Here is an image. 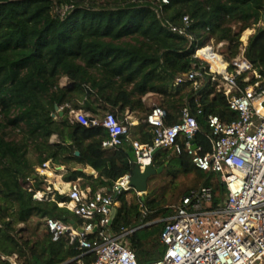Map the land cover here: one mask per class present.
I'll return each mask as SVG.
<instances>
[{
  "label": "trees",
  "instance_id": "obj_1",
  "mask_svg": "<svg viewBox=\"0 0 264 264\" xmlns=\"http://www.w3.org/2000/svg\"><path fill=\"white\" fill-rule=\"evenodd\" d=\"M260 22L264 23V0H0V252L17 254L23 264H92L95 254H84L75 246L66 249L65 240L54 241L45 228L42 236L33 234L34 240L19 238L23 230L16 228L34 218L77 220L59 206L69 200L66 195L56 192L54 200L38 201L25 187L29 178H36L40 188L43 178L36 170L47 162L67 167L70 181L87 178L84 172H72L77 165L91 166L102 179L99 185L131 173L129 156L104 148L108 131L83 126L71 118V111L84 110L94 117L114 112L126 126L127 114L136 115L141 123L132 128L133 140L151 145L155 130L146 122L151 109L144 98L160 95L167 126L177 124L183 109L190 108L200 127L194 143L201 150L198 154L206 155L212 151L206 116L231 124L239 114L211 84L183 93L169 88L178 76L190 72L197 46L227 42L226 54L234 58L242 34ZM173 28L184 30L192 44ZM246 58L264 80L263 26L249 39ZM63 78L69 81L65 87ZM180 143L181 154L175 148L160 149L152 166L178 167L184 176L194 175L199 187L213 189L214 205L223 202L225 185L216 174L196 168ZM145 207L150 214L144 218L139 196L133 202L123 197L109 227L120 234L161 220L128 237L140 263L159 259L147 250L164 247L160 233L175 212L166 198L148 199ZM89 239L96 240V235Z\"/></svg>",
  "mask_w": 264,
  "mask_h": 264
},
{
  "label": "built area",
  "instance_id": "obj_2",
  "mask_svg": "<svg viewBox=\"0 0 264 264\" xmlns=\"http://www.w3.org/2000/svg\"><path fill=\"white\" fill-rule=\"evenodd\" d=\"M184 22L188 24L189 17H185ZM172 30L187 37L192 44V38L184 30ZM248 42H241L237 55L231 59L224 53L227 42H204L195 48L193 58L196 61L190 72L178 76L172 85L186 92L211 84L217 92L224 94L229 108L239 114L238 120L231 124L215 115L206 116L212 145V151L206 155H199L201 150L194 143L200 127L189 107L183 109L177 124L167 126V110L153 106L146 119L155 130L151 145L140 144L138 139L133 141L132 125H124L114 112L102 117H94L84 110L70 113L74 121L87 128L102 126L108 131L110 140L103 143L104 148L118 151L117 146H126L125 139L129 138L142 169L152 166L157 150L175 148L181 154L180 142H183L195 167L216 174L225 185L227 195L224 201L214 205L213 189L208 186L190 190L180 199L175 214L165 220L160 233L161 243L165 246L162 258L140 263L129 247L128 237L144 225L124 229L120 234L109 228L112 210L134 190L130 186L132 174L114 183L104 180V185L95 188L76 180L70 182L66 194L69 200L59 206L67 208L77 220L71 223L58 218L42 220L43 227L51 233L54 241L64 239L66 249L75 246L84 254H95L92 264H264V80L246 58ZM215 60L225 66L226 74L215 68ZM241 84L247 86L242 88ZM117 139L119 143L114 147ZM52 167L56 169L57 166L47 162L37 168V175L43 178L40 188L36 178L26 181L25 187L33 194L34 200H51L43 186L46 181L44 173ZM142 207L145 218L150 211L143 204ZM96 226V240L91 241L90 232ZM3 262L23 264L17 254L0 252V264Z\"/></svg>",
  "mask_w": 264,
  "mask_h": 264
},
{
  "label": "rangeland",
  "instance_id": "obj_3",
  "mask_svg": "<svg viewBox=\"0 0 264 264\" xmlns=\"http://www.w3.org/2000/svg\"><path fill=\"white\" fill-rule=\"evenodd\" d=\"M260 24H261L260 26H263V22H260ZM257 27L254 29L246 30L241 36V42L242 43L248 42L247 39L257 32ZM224 53L225 55H227L226 49L224 50ZM174 89L175 88L171 86L169 88V91H172ZM186 91H189V89H187ZM161 99L162 97L160 95L154 94L153 97H150L149 101L146 102V105L150 109L155 105L160 106ZM108 112L109 111H104L103 114L105 115ZM126 120L130 125H132L135 122L141 123L140 120L136 117V115H132L131 117H126ZM51 141L56 142L57 138L53 137ZM44 174H45L44 175L45 180H48V178L50 177L53 178V176H56L57 174H59V171H56L54 167H52L50 170L46 171ZM195 180L196 179L194 178V175L184 176L183 174H181L178 167H175L174 169L167 167L166 169L163 170L162 173L157 174L149 179L148 181L149 188H148V193L146 194L151 200L152 199L160 200V199L166 198L168 200V206H171L175 209V207L179 204V201L182 198L184 193L189 192L190 190L196 189L199 187V182ZM135 198H136V192L132 190L127 193L125 200L128 202H133ZM42 220L38 221L37 218H34L29 223L18 224L16 226L17 230L18 231L23 230L22 232H19L18 237L19 238L24 237L26 240L27 239L34 240V238L36 237L35 235H33L34 233H37L38 236H42L43 231H44ZM159 221L161 220H157L156 223H158ZM151 223H154V222H148L147 224L144 225V227L150 226ZM147 251H148L147 255H155L159 257L160 259L162 258L165 252V246L162 247L157 252L153 248H149Z\"/></svg>",
  "mask_w": 264,
  "mask_h": 264
},
{
  "label": "water",
  "instance_id": "obj_4",
  "mask_svg": "<svg viewBox=\"0 0 264 264\" xmlns=\"http://www.w3.org/2000/svg\"><path fill=\"white\" fill-rule=\"evenodd\" d=\"M264 27V23H263ZM56 111L59 112V107H56ZM63 113L61 112V116ZM53 117H56L55 114H53ZM126 146L124 145H118L117 149L119 151L124 152L127 156H129L130 161L133 163L131 168V174L132 178L130 181V186L135 190L136 193H138L139 199L141 204L144 206L146 205L149 197L146 193H148V181L151 177L160 174L163 172L164 168L161 167L159 169L154 168L153 166H146L144 169L141 168V166L137 163L138 158L136 156V151L134 149V146L129 138L125 139ZM158 152V150L155 152V154ZM77 156L80 155L79 152L76 153ZM79 172H84L89 176H94L96 174V171L91 166H86L85 169L80 168L78 169ZM117 214V208H114L112 210L111 216H110V223L109 226H111L114 218ZM81 232H83V229H79ZM98 230V227L96 226L90 234H94Z\"/></svg>",
  "mask_w": 264,
  "mask_h": 264
},
{
  "label": "crops",
  "instance_id": "obj_5",
  "mask_svg": "<svg viewBox=\"0 0 264 264\" xmlns=\"http://www.w3.org/2000/svg\"><path fill=\"white\" fill-rule=\"evenodd\" d=\"M68 83H69V81L67 78H63L61 80V86L62 87L67 86ZM183 92H185L184 89L181 90V93H183ZM153 95L154 94H148L144 100L149 101V98L153 97ZM131 116H132L131 113L127 114V117H131ZM138 124H139V122H135L134 127H136ZM131 131H132V128H131ZM131 138L133 139V135H131ZM66 168L64 166H57L55 170L59 171V174H57L56 176H53V178L52 177L48 178V180H46V182L44 183L43 189L45 190V194L49 199L54 200L55 196H56V192H58L61 195L68 194V192L70 190V182H72V181H70V179L67 178V176L70 174V170H68V168L67 169ZM80 168L85 169L86 166L77 165L76 168L72 169V172L78 171V169H80ZM64 176H65V178H64ZM77 180H80L82 185H89L90 183L94 182L97 186H99V183L101 182L102 179H100V177L98 176V173L96 172V174L94 176L87 175V178H83V177L81 178L80 177Z\"/></svg>",
  "mask_w": 264,
  "mask_h": 264
},
{
  "label": "bare ground",
  "instance_id": "obj_6",
  "mask_svg": "<svg viewBox=\"0 0 264 264\" xmlns=\"http://www.w3.org/2000/svg\"><path fill=\"white\" fill-rule=\"evenodd\" d=\"M247 34H248V33H247ZM201 53H202V51L200 52V55H201ZM220 60H221V58H220ZM214 66H215V68H217L218 70H220L223 74H226V72H225V66L220 65V64L218 63L217 60L214 61ZM133 127H134V123L132 124V127H131V128H133ZM131 139H132V138H131ZM132 140H133V139H132ZM133 141H136V140H133ZM118 143H119V139H117V140L114 142V147L117 146Z\"/></svg>",
  "mask_w": 264,
  "mask_h": 264
}]
</instances>
